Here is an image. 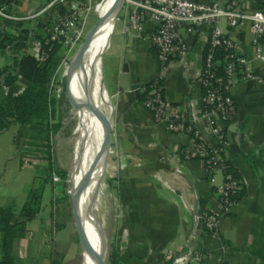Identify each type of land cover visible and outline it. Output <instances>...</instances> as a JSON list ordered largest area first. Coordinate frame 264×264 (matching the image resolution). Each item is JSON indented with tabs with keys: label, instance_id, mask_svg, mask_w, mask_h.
Segmentation results:
<instances>
[{
	"label": "crops",
	"instance_id": "obj_1",
	"mask_svg": "<svg viewBox=\"0 0 264 264\" xmlns=\"http://www.w3.org/2000/svg\"><path fill=\"white\" fill-rule=\"evenodd\" d=\"M227 6L236 3L246 12L264 11V0H199ZM79 0H64L41 17L25 25L0 21V33L15 26L32 36L41 34L58 16L65 15ZM6 4V0H0ZM47 0H27L8 6L11 15H32ZM130 13L123 7L115 19L106 52L111 57L112 84L105 93L111 106V131L105 153V210L114 224L116 264H184L183 254L193 248L206 255L201 264H264V97L258 82H236L229 90L234 105L230 121L218 123L230 141L226 160L240 181L237 205L217 226L216 235L206 232L197 218L215 207V194L204 166L183 161L180 152L190 137L174 134L154 120L133 85L160 79L164 99L173 107L196 116L200 112L201 88L198 75L206 50L208 29L186 35L180 30L186 52L162 65L148 36L153 25L143 21L140 38L123 33ZM221 31L233 39L253 71L264 77V64L253 60V36L247 24ZM31 36V37H32ZM34 40L30 38L28 46ZM264 56V37L260 40ZM105 52V53H106ZM104 53V54H105ZM4 64L0 59V67ZM25 87L19 81L7 92L18 94ZM11 128L0 134V208L12 205L17 192L27 193V170L32 163L20 160ZM218 181V178H217ZM26 199V197H25ZM16 212V211H15ZM29 223L26 226L29 232ZM27 235V234H26ZM25 240V239H24ZM23 240V241H24ZM19 242L14 245L17 255ZM182 251L175 260L171 254Z\"/></svg>",
	"mask_w": 264,
	"mask_h": 264
},
{
	"label": "built area",
	"instance_id": "obj_2",
	"mask_svg": "<svg viewBox=\"0 0 264 264\" xmlns=\"http://www.w3.org/2000/svg\"><path fill=\"white\" fill-rule=\"evenodd\" d=\"M26 1L6 0V4L0 5V21L14 25L27 23L54 9L64 0H47V3L32 15L16 16L7 13L8 6L14 7ZM244 1L250 0H241ZM80 5L81 3H78L65 15L58 16L52 25L44 28V42H31L25 46L23 53L43 64L46 60L45 46L60 44L62 49L69 48L74 37L71 33L79 16L77 12ZM124 6L130 8V13L123 33H132L140 38L143 21L151 23L153 30L148 40L162 65L174 56L185 54L186 46L180 30L186 35H193L204 28L208 29L206 50L198 75L201 88L198 115L193 116L171 106L164 99L160 79L143 87L141 94L144 95L143 103L155 121L163 123L170 133L189 135L190 142L187 148L180 152V156L183 161L201 162L209 177V183L213 186L215 207L198 216L197 221L211 236H215L220 221L237 205L236 195L241 186L240 181L231 172L225 156L230 141L218 124L230 121L234 114L229 90L236 82H258L264 97V77L253 71L250 62L240 54L238 44L226 36L219 25L224 23L227 28L234 30L247 24L253 36V60L264 64L260 46V40L264 37V11L246 12L236 3L222 6L217 3L205 4L199 0H124ZM216 51L224 54L222 76L216 74L220 66ZM181 252L177 250L171 254L172 260L180 257ZM183 257L187 260L184 264H201L207 258L205 254L193 248H189Z\"/></svg>",
	"mask_w": 264,
	"mask_h": 264
},
{
	"label": "rangeland",
	"instance_id": "obj_3",
	"mask_svg": "<svg viewBox=\"0 0 264 264\" xmlns=\"http://www.w3.org/2000/svg\"><path fill=\"white\" fill-rule=\"evenodd\" d=\"M105 1L79 0L78 3H81V5L78 7L77 13L79 16L71 33L74 35L72 43L69 48L62 49V60L57 66L49 84L50 97L56 102L57 114L60 115L59 128L51 137V164L53 171L65 172L66 178L64 181H61L57 175H51L52 181L44 189L43 209L38 217L31 222L27 235L19 241L16 252L18 264H49L50 260H55L59 264H80L81 249L75 231L71 192L74 187V146L80 134L81 117L79 103L76 108L72 97L68 94V84L69 81L77 80V62L84 46V40L88 38L91 34L89 32L98 22L99 8ZM25 24L22 23V25ZM79 50L80 54L74 68ZM100 66L102 85L106 92L109 90L110 84H112L110 75L111 57L108 52L101 56ZM59 100L61 103L57 105ZM101 107L102 110H105L102 104ZM11 123L9 133L11 135L14 133V138L16 139V137H19L20 128L13 121ZM25 143V138H18V145L15 148L21 160L26 159L32 163V169L27 170L29 190L30 184L35 189L40 185L42 180L47 179V173L44 171L48 170V166L33 159L36 154L33 152V148H26L24 146ZM97 171L95 174L100 175V177L98 178L97 190H95V194L97 195H94L95 200H93L94 208L96 207L94 216L100 234H102L100 253L102 260L106 264L111 245L113 244L112 237L114 236L115 228L114 224L111 223L110 213L104 207L106 199L104 171L102 175L100 172L97 173ZM61 188H63V192L67 198L65 201L56 204L54 201L60 198ZM25 197L26 193L22 191L17 192L15 203L12 204L14 211H19L25 202Z\"/></svg>",
	"mask_w": 264,
	"mask_h": 264
},
{
	"label": "trees",
	"instance_id": "obj_4",
	"mask_svg": "<svg viewBox=\"0 0 264 264\" xmlns=\"http://www.w3.org/2000/svg\"><path fill=\"white\" fill-rule=\"evenodd\" d=\"M12 32L14 33H0V59L4 62L0 67V134L11 127L12 121L16 123L20 134L14 138V146L17 147L18 138H25L24 146L33 148L36 154L33 159L46 164L48 170L44 171L47 173V179L27 193L18 212L14 211L12 205L0 208V264H18L14 245L24 238L27 234L26 226L41 213L44 189L51 183V175H57L61 181L66 178L65 172L53 171L51 164V137L59 128L60 115L57 114L56 102L50 97L49 84L62 60V46H45L46 60L40 64L35 58L25 55L23 50L30 38L44 42V37L41 34L32 36L18 26H15ZM223 58L224 54L216 51V59L220 62L216 72L218 76L223 75ZM19 81L25 83L23 90L18 94H9L7 91ZM75 85L74 81H69L68 94L77 108L79 97ZM143 98L144 95L141 94L142 101ZM60 103L59 100L57 105ZM66 198L61 188L60 198L54 202L57 204ZM116 261L115 245L112 244L106 264H116ZM49 264L59 262L50 260Z\"/></svg>",
	"mask_w": 264,
	"mask_h": 264
},
{
	"label": "bare ground",
	"instance_id": "obj_5",
	"mask_svg": "<svg viewBox=\"0 0 264 264\" xmlns=\"http://www.w3.org/2000/svg\"><path fill=\"white\" fill-rule=\"evenodd\" d=\"M122 2L106 0L100 6L97 25L82 48L76 68L77 80H74L81 117L80 134L74 146L72 191L75 197V225L83 242L80 264H99L101 260V234L94 216L96 207L93 200L100 177L95 173L98 170L97 173L102 175L105 168V156L97 157L101 143L104 141L106 145L111 108L102 85L100 58L107 50L109 35ZM101 104L105 110H102ZM86 178L87 183H82Z\"/></svg>",
	"mask_w": 264,
	"mask_h": 264
},
{
	"label": "water",
	"instance_id": "obj_6",
	"mask_svg": "<svg viewBox=\"0 0 264 264\" xmlns=\"http://www.w3.org/2000/svg\"><path fill=\"white\" fill-rule=\"evenodd\" d=\"M124 1V0H123ZM122 4H123V2H122ZM121 7H122V5H121ZM121 7H120V9H121ZM120 11V10H119ZM119 13V12H118ZM118 15V14H117ZM96 25H97V23H96ZM96 25H95V27H96ZM95 27L89 32V33H91V32H93L94 30H95ZM88 33V34H89ZM87 34V35H88ZM87 37V36H86ZM85 40H86V38H85ZM85 40H84V43H85ZM84 43H83V45H84ZM82 45V46H83ZM81 46V47H82ZM81 49V48H80ZM79 54H80V50H79V53H78V55H77V57H76V60H75V63H74V68H75V66H76V61H77V58H78V56H79ZM145 86H147V83L146 84H143V85H133L131 88H130V90L132 91V92H134V95L136 96L137 95V91L140 89V88H143V87H145ZM110 131H111V126H110V129L108 130V132H107V140H106V145H105V142L103 141V143H101V151L99 152V154H98V157L97 158H99L100 159V157H104L105 156V153H106V150H107V148H108V145H109V135H110ZM85 180V179H84ZM82 183H87V178H86V180L85 181H83ZM84 185V184H83ZM85 187V186H84ZM87 187V186H86ZM71 197H72V202H73V215H74V211H75V197H74V194H72V192H71ZM74 225H75V215H74ZM75 231H76V235H77V240H78V242H79V245H80V249H82L83 250V242H82V236H81V233H80V231H79V229H78V227H76V225H75ZM101 236H102V234H101ZM102 243H103V238H102ZM99 264H105L104 263V261L102 260V258H101V260H99Z\"/></svg>",
	"mask_w": 264,
	"mask_h": 264
}]
</instances>
